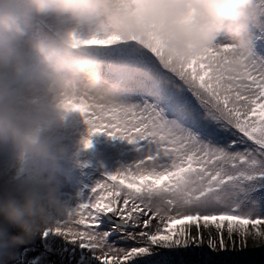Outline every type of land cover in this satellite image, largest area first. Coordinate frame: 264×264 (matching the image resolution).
<instances>
[{
  "label": "snow or ice",
  "instance_id": "6c2138e0",
  "mask_svg": "<svg viewBox=\"0 0 264 264\" xmlns=\"http://www.w3.org/2000/svg\"><path fill=\"white\" fill-rule=\"evenodd\" d=\"M146 35L141 47L138 37L69 33L73 47L106 50L116 95L58 107L83 117L84 149L104 133L126 141L133 162L66 202L39 236L40 264H187L173 254L202 247V228L215 230L206 243L217 254L244 251L249 239L264 247V56L228 67L230 46L182 54ZM13 255L0 245L3 264Z\"/></svg>",
  "mask_w": 264,
  "mask_h": 264
},
{
  "label": "clouds",
  "instance_id": "9594fccd",
  "mask_svg": "<svg viewBox=\"0 0 264 264\" xmlns=\"http://www.w3.org/2000/svg\"><path fill=\"white\" fill-rule=\"evenodd\" d=\"M32 15L51 17L53 35L30 39L21 52L11 40L24 36ZM150 31L182 54L230 46L228 67H234L255 54L264 6L258 0H0V151L23 172L0 183V242L30 243L65 213L56 173L69 152L55 134L72 112L60 101L116 95L91 48L73 47L69 33L138 37L133 42L142 47Z\"/></svg>",
  "mask_w": 264,
  "mask_h": 264
},
{
  "label": "rangeland",
  "instance_id": "374dc122",
  "mask_svg": "<svg viewBox=\"0 0 264 264\" xmlns=\"http://www.w3.org/2000/svg\"><path fill=\"white\" fill-rule=\"evenodd\" d=\"M23 27L25 29L24 36L11 40L12 45L21 52L27 51L28 41L30 39L37 37L49 38L53 35V20L51 17L32 15L23 23ZM260 40L263 43L261 46L264 51V32L256 33L255 43H259ZM97 60L99 59L97 58ZM100 70L102 77L104 78L103 67H100ZM87 128L88 126L84 123V119L79 113H68L56 131L55 140L66 145L62 135H68L69 132H73L76 137L82 141V139L88 135ZM91 140L92 146H96L99 151H102L105 157L110 156L111 164L109 162L107 163V167L110 171L108 173H114L118 169H122L133 162L132 153L128 151L129 146L126 141L110 137L104 133H98L92 136ZM67 148L69 156L67 159L60 161L56 177L60 186L62 199L65 202L74 205L86 196L91 188L94 187L95 183L103 179L107 172L96 170L95 167L93 169H95L97 173L89 169L85 171L82 169V165L79 162H75L74 158L71 156V152H74L75 150L77 152L87 151L88 149H84L83 145H77L76 147L68 146ZM105 162L106 161L104 160L103 163ZM19 178H23V172L19 162L7 150L0 151V183ZM201 230L204 232L205 244L199 248H189L186 251L174 253L173 255L177 260H183L188 264L190 262L193 264L195 262H192L190 257L197 256L196 254H200V251H204L205 255L209 256L211 261L217 262V264H220V262H227V264H264V247H256L251 239L248 240V246L244 251H229L217 254L211 252L206 243L208 232L211 231L212 234L215 235V230L212 228L207 230L202 228ZM195 231V227H193L192 233L195 234ZM31 248L32 251L34 250V252H36L32 257L40 255L39 257L43 259L41 254H38V252L41 253L42 250H38L37 252L34 246H31ZM200 259L196 257L195 260L199 261ZM207 260L208 258L205 261Z\"/></svg>",
  "mask_w": 264,
  "mask_h": 264
},
{
  "label": "trees",
  "instance_id": "16d2710c",
  "mask_svg": "<svg viewBox=\"0 0 264 264\" xmlns=\"http://www.w3.org/2000/svg\"><path fill=\"white\" fill-rule=\"evenodd\" d=\"M259 44L260 45L257 46V48H255V52L260 54V55H264V51L262 50V46H261L263 43L261 40L259 41ZM90 52L96 58L100 59V61H98V63L103 65V61H104V58L106 56V50L98 49V48H91ZM62 136H63V140L66 142V147H68V146L76 147L77 145L78 146L82 145L81 139L77 138L73 132H69L68 135L63 134ZM79 149H80V147H79ZM71 153H72L71 156L74 158L75 162L76 163L79 162L82 165V169H84L85 171L89 169V170L97 173V171H95V169H93L95 167L96 170L105 171L107 173L110 172L108 167H107V163L108 162L110 163V156L105 157L103 155V152L99 151L96 146H92V147L88 148L87 151H84V152L83 151L77 152L75 150L74 152H71ZM103 159L106 161L105 163H103L104 162ZM74 171H75V169H74ZM3 244H7L8 248L11 249L12 252L14 253L13 256L6 257V259L12 261L13 264H28L29 261H35L36 264H40V261L37 259V257H39L40 255H36V256L32 257V255H34L36 252H34V250L32 251V248H31V246H34L36 248L37 252H38V250H42V251L44 250L43 245L39 243V237L36 238V241L34 244H33V242H30L27 244H19L18 245V244H8L5 242H0V245H3ZM38 254H41V253L38 252ZM196 255L197 256H191L190 257L192 262H195L193 264H205V262H206L205 260L207 258H208V260H211L209 256L205 255L204 251H200V254H196ZM196 257H198L199 259L201 258V259L199 261H196L195 260ZM232 257H234V256H232ZM53 259H55V257H53ZM0 264H3V260H0ZM189 264H192V263L190 262Z\"/></svg>",
  "mask_w": 264,
  "mask_h": 264
},
{
  "label": "water",
  "instance_id": "95a60500",
  "mask_svg": "<svg viewBox=\"0 0 264 264\" xmlns=\"http://www.w3.org/2000/svg\"><path fill=\"white\" fill-rule=\"evenodd\" d=\"M5 243H11V242H5ZM11 244H13V243H11Z\"/></svg>",
  "mask_w": 264,
  "mask_h": 264
}]
</instances>
